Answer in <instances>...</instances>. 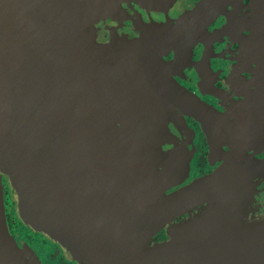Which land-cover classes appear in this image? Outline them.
Segmentation results:
<instances>
[{"label": "water", "instance_id": "obj_1", "mask_svg": "<svg viewBox=\"0 0 264 264\" xmlns=\"http://www.w3.org/2000/svg\"><path fill=\"white\" fill-rule=\"evenodd\" d=\"M211 2L173 26L177 0H0V264H41L9 230L5 187L78 264H264L263 154L239 139L192 178L184 116L223 117L165 62Z\"/></svg>", "mask_w": 264, "mask_h": 264}, {"label": "flooded vegetation", "instance_id": "obj_2", "mask_svg": "<svg viewBox=\"0 0 264 264\" xmlns=\"http://www.w3.org/2000/svg\"><path fill=\"white\" fill-rule=\"evenodd\" d=\"M202 1L177 0L159 23L167 20L176 26L183 14ZM208 10L202 25L189 27L192 38L188 43L169 50L165 56L174 80L223 117V121L216 119L203 124L184 116L192 133L194 151L189 172L194 179L223 168L236 148L234 144L242 138L246 140L249 156L258 162L262 154L264 157V0H213ZM202 118L209 116L203 114ZM5 199L9 230L16 238L17 217L11 216L13 209L7 200L6 187ZM208 206L179 217L169 230L203 214ZM168 228L158 233L151 245L166 241ZM54 246V256L62 253L57 244ZM38 255L46 264L39 252Z\"/></svg>", "mask_w": 264, "mask_h": 264}, {"label": "rangeland", "instance_id": "obj_3", "mask_svg": "<svg viewBox=\"0 0 264 264\" xmlns=\"http://www.w3.org/2000/svg\"><path fill=\"white\" fill-rule=\"evenodd\" d=\"M7 200L9 202V206L13 209V211H11V216L13 217L15 215L17 217V220H14V227L16 229L15 232L18 235V237H16V238L21 240L24 243H27L31 247V249L36 253V255L38 256V258L41 261V258L38 255V252H39V254L43 258L44 262L46 261V264L48 263L50 258H54V260L50 261V264H70V263H68L69 261L66 260V258L67 259H69V258L65 255V253L62 251V248L57 243L50 240L47 236L35 232L30 226L25 225L21 221L19 214L16 210V204L13 202L11 193L8 189H7ZM210 207L213 208V205H210ZM210 207L208 206V208L204 209L203 210V211H205L204 213L208 212L210 210ZM204 213L203 214L200 213V214L194 216L193 218H196L198 216H203ZM187 222H185V223H187ZM54 243L57 244L61 248V251H62V253H59V255H57V256H54V251L56 250ZM41 264H43L42 261H41Z\"/></svg>", "mask_w": 264, "mask_h": 264}]
</instances>
